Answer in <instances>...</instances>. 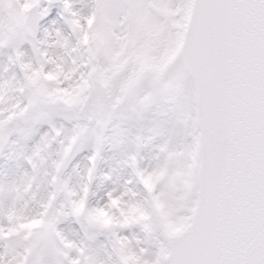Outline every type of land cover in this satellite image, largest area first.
Listing matches in <instances>:
<instances>
[{
    "label": "snow or ice",
    "instance_id": "1",
    "mask_svg": "<svg viewBox=\"0 0 264 264\" xmlns=\"http://www.w3.org/2000/svg\"><path fill=\"white\" fill-rule=\"evenodd\" d=\"M0 264H264V0H0Z\"/></svg>",
    "mask_w": 264,
    "mask_h": 264
}]
</instances>
